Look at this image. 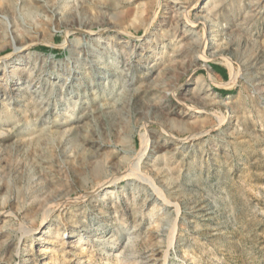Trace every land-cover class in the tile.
<instances>
[{"label":"rangeland","instance_id":"rangeland-1","mask_svg":"<svg viewBox=\"0 0 264 264\" xmlns=\"http://www.w3.org/2000/svg\"><path fill=\"white\" fill-rule=\"evenodd\" d=\"M0 264H264V0H0Z\"/></svg>","mask_w":264,"mask_h":264},{"label":"bare ground","instance_id":"bare-ground-1","mask_svg":"<svg viewBox=\"0 0 264 264\" xmlns=\"http://www.w3.org/2000/svg\"><path fill=\"white\" fill-rule=\"evenodd\" d=\"M232 69V68H231ZM234 72V71H233Z\"/></svg>","mask_w":264,"mask_h":264}]
</instances>
